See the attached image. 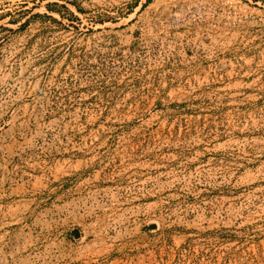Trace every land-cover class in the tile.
Masks as SVG:
<instances>
[{"label": "rangeland", "instance_id": "rangeland-1", "mask_svg": "<svg viewBox=\"0 0 264 264\" xmlns=\"http://www.w3.org/2000/svg\"><path fill=\"white\" fill-rule=\"evenodd\" d=\"M0 264H264V0H0Z\"/></svg>", "mask_w": 264, "mask_h": 264}, {"label": "water", "instance_id": "water-1", "mask_svg": "<svg viewBox=\"0 0 264 264\" xmlns=\"http://www.w3.org/2000/svg\"><path fill=\"white\" fill-rule=\"evenodd\" d=\"M72 234H73L75 237L79 236V231H78V229H74V230H72Z\"/></svg>", "mask_w": 264, "mask_h": 264}, {"label": "trees", "instance_id": "trees-1", "mask_svg": "<svg viewBox=\"0 0 264 264\" xmlns=\"http://www.w3.org/2000/svg\"><path fill=\"white\" fill-rule=\"evenodd\" d=\"M49 6V5H48Z\"/></svg>", "mask_w": 264, "mask_h": 264}]
</instances>
